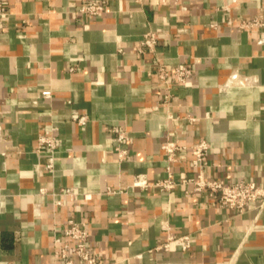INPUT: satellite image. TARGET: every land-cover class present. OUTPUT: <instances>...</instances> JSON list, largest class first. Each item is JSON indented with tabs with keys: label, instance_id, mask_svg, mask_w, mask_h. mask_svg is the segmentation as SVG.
Listing matches in <instances>:
<instances>
[{
	"label": "crops",
	"instance_id": "crops-1",
	"mask_svg": "<svg viewBox=\"0 0 264 264\" xmlns=\"http://www.w3.org/2000/svg\"><path fill=\"white\" fill-rule=\"evenodd\" d=\"M1 1L0 264H56L53 235L70 218L87 223L101 264H264L259 200L239 213L180 181L196 175L192 147L206 139L208 178L264 185V25L243 26L264 0ZM94 1L105 10H82ZM149 30L167 82L140 51ZM179 66L192 68L189 83L175 79ZM46 129L58 140L53 169L38 143ZM167 144L185 146L171 189L157 185ZM65 187L76 197L56 205ZM168 225L190 234L189 249L158 248Z\"/></svg>",
	"mask_w": 264,
	"mask_h": 264
},
{
	"label": "built area",
	"instance_id": "built-area-1",
	"mask_svg": "<svg viewBox=\"0 0 264 264\" xmlns=\"http://www.w3.org/2000/svg\"><path fill=\"white\" fill-rule=\"evenodd\" d=\"M167 2L169 0H161ZM177 3L179 0H173ZM183 9H187L186 5L182 6ZM84 12L97 15L105 10V3L94 1L82 8ZM9 12L6 5L0 0V19H4L8 16ZM215 25V24H213ZM264 25V14L260 13L255 15L252 19L243 23L244 27L252 26H263ZM159 42V35L157 30H149L145 33L140 43V51L150 52L155 54L156 48ZM157 64V74L164 80L168 81V78L172 75V72L162 63H160L156 54L154 56ZM192 68L189 66H179L173 71L175 79L180 83H189L192 76ZM45 97L51 96V91L43 92ZM170 94L166 97L168 98ZM190 120H194L193 116L189 117ZM74 120L84 125L88 121V116L79 115L75 116ZM113 131L119 133L120 139H128L127 135L120 131L118 128H112ZM39 148H46L52 155L50 161L46 166L50 169L54 168V154L58 146L57 136L50 129H46L40 132L38 137ZM185 146H175L174 144H167L165 146L167 151L168 164V177L160 180L157 185L171 189L175 187L177 181L174 178L171 163L177 159L176 149L184 148ZM194 159L193 166L196 169V175L192 177H185L180 181L182 183L192 184V192L206 193L209 198L218 202L221 206L235 210L236 212H244L248 204L252 201L259 200L261 205H264V185H260L252 180H239L235 182H228L225 180L208 178L206 176V170L209 167V155L211 145L206 139H201L193 147ZM118 155L121 158H125L129 155L126 148L117 147ZM136 185H145L146 182L142 181L140 176L135 178ZM56 196L55 204L63 205L64 201L61 196H70L71 200L76 197L75 192L68 187L62 188L59 192H54ZM168 239L164 244H161L158 248L168 249L170 242L174 239H179L182 242L183 249L187 250L191 247L192 238L190 234L176 235L172 232L171 227L167 226ZM63 235H65L70 241L64 242ZM90 231L88 225L83 220H77L70 218L67 225L62 229L61 233L56 232L53 235V241L55 243H62V247L56 250L58 255V262L56 264H101L99 256L94 252L89 244Z\"/></svg>",
	"mask_w": 264,
	"mask_h": 264
}]
</instances>
